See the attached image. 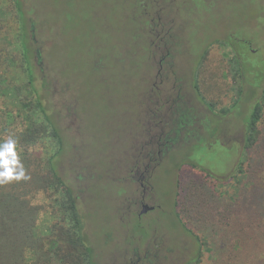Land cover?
Returning <instances> with one entry per match:
<instances>
[{
    "label": "rangeland",
    "instance_id": "rangeland-1",
    "mask_svg": "<svg viewBox=\"0 0 264 264\" xmlns=\"http://www.w3.org/2000/svg\"><path fill=\"white\" fill-rule=\"evenodd\" d=\"M174 2L168 11L173 31L155 37L139 21L143 9L156 12L147 0H20L36 86L64 140L54 163L78 198L84 239L96 264H137L148 253L140 264H232L233 229L244 264H264L255 253L264 254V245L258 248L264 239V161L259 158L264 112L258 145L245 146L246 119L263 94V80L259 87L254 82L256 72L264 70V0ZM0 14L4 57L15 56L18 24L11 0H0ZM245 43L255 55L248 63L252 54L244 57ZM233 49L243 58L242 83ZM252 64L261 69L250 70ZM223 109L230 111L223 114ZM49 136L50 128L38 146L45 154L58 150ZM149 150L155 158L143 188L135 177L149 164L139 161ZM252 156L255 163L249 164ZM239 169L254 176L242 181ZM254 183L257 206L242 192L246 195ZM59 195L62 204L64 194ZM48 200L39 195L35 204L53 212L55 203ZM140 201L153 207L141 217ZM58 220L50 221L42 211L37 236L60 238L65 251L73 250L68 225L45 232L44 225ZM204 236L213 244L226 241L225 257L214 260L204 249L206 255L198 258V238ZM32 256L30 264L45 260L43 252ZM236 259L235 264L243 263Z\"/></svg>",
    "mask_w": 264,
    "mask_h": 264
},
{
    "label": "trees",
    "instance_id": "trees-1",
    "mask_svg": "<svg viewBox=\"0 0 264 264\" xmlns=\"http://www.w3.org/2000/svg\"><path fill=\"white\" fill-rule=\"evenodd\" d=\"M11 1L16 10V17L13 15V18L18 24L14 49L16 55L4 57L5 54L0 43V101L2 102V105H0V143L8 137H13L18 141V151L26 169V174L30 176V179L12 181L8 184L0 185V264H30L34 258L32 256L33 252L38 254L43 252L45 254L44 261L39 262L37 260L34 264H96L95 251L84 239V223L78 209V198L74 189L68 186L59 175L60 173L54 163L57 156H62L64 140L57 125H55L48 114L50 107L44 103L45 97L40 91L41 87L38 88L36 86V75L34 73L35 57L33 56V44L28 33L25 14L20 0ZM230 43L228 42L230 48H233ZM245 46V49L242 48L244 57L248 52L252 54L248 58L246 57V62L248 63L251 57L255 55L250 44L245 43ZM233 50V60L242 83L245 77L242 72L243 58L240 52L238 55L236 50ZM255 67L261 69L260 65L252 64L250 70ZM262 80L263 94L256 100L245 122L246 149L255 147L260 141L259 123L264 112V70H258L254 86L259 87L258 81L261 82ZM42 82L45 83L42 86V91L46 95L50 94L47 88L48 82L45 81V78L42 79ZM241 98V96L238 97L233 107L238 106ZM209 109L214 114H217L212 108ZM229 109L231 110V108ZM230 110L223 109L221 112L225 114ZM49 128V137L53 139L54 144L58 148L56 153L53 154H45L43 149L38 147L41 145L40 140L43 133H49ZM263 148L264 142L262 152L259 151V158L264 161ZM255 157H249L248 163H255ZM241 171L242 169H239L238 173H241L242 181L244 179L245 181H250L251 176H254L251 170H249V173L246 172L244 174ZM241 185H243V182H241ZM60 191H62L65 198L62 204H58L61 197L59 195ZM258 191L259 187L256 183L246 195L242 190L243 196L251 199L254 202V206H257L255 194ZM239 193L240 190L238 189L236 196ZM248 193H252V196L249 197ZM39 195L49 199L48 204L55 203L53 205L55 208H52L53 212H49V209L46 211L42 206L43 204H35ZM259 197L262 198L260 195ZM42 211L49 215L50 221H52V218L59 219L57 223H53L48 227L44 225L45 232H53V228H57L54 225L60 223L70 227V238L75 243V246L73 245L72 247L73 250L65 251V242L60 238L52 237L50 240H45L37 236L36 230L37 228L39 229L37 221ZM55 215H59V217H54ZM236 232L237 230L235 229L230 231V235L233 234L230 238V252L234 255L233 257L243 260V263H241L244 264V256L242 255L244 250L238 242V237L235 235ZM218 234L223 237L226 231L220 230ZM62 235L65 236L66 234ZM251 237L250 235L247 240L253 239ZM198 243V258L206 255L204 249L210 253L211 258H214V260L216 257H225L226 241L213 244L208 236H204L203 239L198 238ZM263 245L264 239L258 248ZM255 250L257 257L264 258V254L260 255L257 249ZM233 257H230V262L235 264L237 259L233 260ZM213 262L214 264H223L221 260ZM199 263H202L200 259Z\"/></svg>",
    "mask_w": 264,
    "mask_h": 264
},
{
    "label": "flooded vegetation",
    "instance_id": "flooded-vegetation-1",
    "mask_svg": "<svg viewBox=\"0 0 264 264\" xmlns=\"http://www.w3.org/2000/svg\"><path fill=\"white\" fill-rule=\"evenodd\" d=\"M165 0H147V4H150L151 6L157 7L156 12H153L154 10H152L151 14L148 13V11L146 9H143L144 13L141 15V18H139L140 24L141 25H149V36L153 35L156 37V35H160L161 36V31L164 29H168L169 31H173V29H171L174 25V19H170L171 14L168 13L169 10L173 9V5L176 6V3L174 2L175 0H168L163 4ZM204 1V0H202ZM199 6V5H198ZM160 7V8H159ZM172 8V9H171ZM177 10L179 11V8H177ZM163 14H164V19H168V20H164L163 19ZM168 31V32H169ZM230 36V35H229ZM231 37V36H230ZM229 37V38H230ZM226 42V41H225ZM231 44V43H230ZM166 46H168L167 44H164ZM232 45V44H231ZM230 47V46H229ZM169 51V50H167ZM167 51L165 52V55H167ZM236 53L239 55V50H236ZM169 55V54H168ZM167 55V56H168ZM160 153V151L158 152ZM155 152H153L152 150L141 154V157L139 158L141 161V158H143L144 160L148 159V165H146L144 167V171H140V167L136 172V179L139 181L140 186L141 187H145L144 184V180H145V175L146 173L149 171V165H151V160H153L155 157ZM140 206H141V212L139 213V217H141L144 210H150L153 207H150L149 205H147L144 201H140L139 202ZM146 211V213H147ZM150 254L148 253L145 258L144 261L142 260H137V264L140 263H145V261L147 259H149ZM139 263V264H140Z\"/></svg>",
    "mask_w": 264,
    "mask_h": 264
},
{
    "label": "clouds",
    "instance_id": "clouds-1",
    "mask_svg": "<svg viewBox=\"0 0 264 264\" xmlns=\"http://www.w3.org/2000/svg\"><path fill=\"white\" fill-rule=\"evenodd\" d=\"M30 179L18 151V141L13 137L0 143V185Z\"/></svg>",
    "mask_w": 264,
    "mask_h": 264
},
{
    "label": "water",
    "instance_id": "water-1",
    "mask_svg": "<svg viewBox=\"0 0 264 264\" xmlns=\"http://www.w3.org/2000/svg\"><path fill=\"white\" fill-rule=\"evenodd\" d=\"M147 210H144L143 213H146Z\"/></svg>",
    "mask_w": 264,
    "mask_h": 264
}]
</instances>
